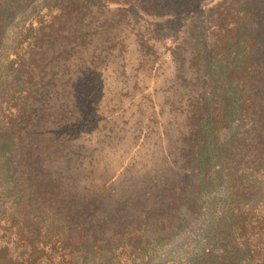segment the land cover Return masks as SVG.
<instances>
[{"label":"trees","instance_id":"1","mask_svg":"<svg viewBox=\"0 0 264 264\" xmlns=\"http://www.w3.org/2000/svg\"><path fill=\"white\" fill-rule=\"evenodd\" d=\"M94 7L145 31L126 83L147 94L106 103L137 114L110 149L93 127L118 20L93 27ZM0 264H264V1L0 0Z\"/></svg>","mask_w":264,"mask_h":264},{"label":"rangeland","instance_id":"2","mask_svg":"<svg viewBox=\"0 0 264 264\" xmlns=\"http://www.w3.org/2000/svg\"><path fill=\"white\" fill-rule=\"evenodd\" d=\"M264 1V0H263ZM114 8L111 7L110 10H107L103 12L100 7H94L93 11L91 13V17H93L94 22L96 20H100V18L105 19V22H108L109 20H112L114 17L118 20V22L112 27L113 29L110 30V33L106 36L114 37V43L116 45L115 49L111 51L112 56L111 57H102L103 63H110L109 67L111 70L107 72L108 77L109 74L113 77H109L110 86H112L114 89L110 95H107V98L105 97L103 100H100V106L97 110V115L100 117L97 121V124L93 128H97L94 133L97 132V130L100 128L99 135L102 137V141H106L103 145V147H106L107 149H110L109 144H112V141L110 140V136H106L105 134H108L109 128L114 130V132L118 133V135L122 138H126L127 141H130L134 137V131H133V125L131 122H134L137 118L136 114V106H134V102L138 103L141 99H144V94L142 92L143 86L140 87L137 86H130V88L127 89V83L126 81H133L136 80L137 77L141 78L144 75V72L146 68L142 67V62L144 61V57L142 56L140 52V47H138L136 44H138L137 36L139 34H144V30L141 27V24L139 23L142 21V19H137L136 15H130L129 18H120L119 16H115ZM215 12H212L211 14V22L214 21V15L219 14L217 10H214ZM27 13L22 17V21L20 23L22 24L24 19L26 18ZM99 26L98 22H95L93 27ZM93 31H104L101 28H93ZM17 31L15 29H10V34L12 36H15ZM106 36L103 35H96L95 40L96 44L99 42H102ZM94 43V44H95ZM110 45V42L109 44ZM92 52L91 50H82L78 49L75 56L72 58V62L75 65H80V63H83L85 68H95L97 64H93L92 62ZM110 59V61H109ZM99 62V61H97ZM123 66V67H122ZM132 85V84H131ZM164 86H162L163 88ZM167 85L163 88V90H167ZM113 98V101L111 103V108L114 104V102H124V104H128L130 100H134L132 103V106H129L126 110V112L119 118H116L117 120L112 122H107L104 120V118L107 115H103L105 111L110 112L109 109H105L106 103L109 100ZM135 98V99H134ZM116 108V107H115ZM103 127H102V126ZM92 129H87V127L84 129L83 137L80 138V141L82 140L85 142V144H88V137L91 136V133L93 132ZM92 131V132H91ZM93 134V133H92ZM100 140V139H99ZM99 142V143H100ZM98 143V144H99ZM96 144V143H94ZM113 147V146H112ZM111 147V148H112ZM200 232L199 228H193L192 230H183L182 234L174 238L172 242L165 246L162 250L160 256L162 258L168 257H181L184 256L186 253L190 251L192 247H194V244L196 241L200 238Z\"/></svg>","mask_w":264,"mask_h":264}]
</instances>
